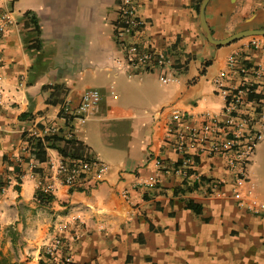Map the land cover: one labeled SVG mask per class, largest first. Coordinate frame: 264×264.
Masks as SVG:
<instances>
[{"label": "crops", "instance_id": "0c3cea01", "mask_svg": "<svg viewBox=\"0 0 264 264\" xmlns=\"http://www.w3.org/2000/svg\"><path fill=\"white\" fill-rule=\"evenodd\" d=\"M133 1L144 24L129 40L166 52L176 81L162 84L157 71L124 65L115 36L120 0H0V12L9 13L0 34V180L8 179L0 185V264H42L44 245L61 222L67 223L61 252L73 264H264V212L237 204L235 191L249 183L235 182L224 156L203 155L188 168L223 181L210 195L195 178L155 164L180 160L166 136L173 109L193 119L221 110L213 81L246 37L209 42L199 21L201 0ZM204 18L214 39L262 28L264 0H209ZM239 50L240 60L258 61V51ZM249 79L255 89L248 98L264 103V78ZM89 89L99 92L98 110L71 122V132L106 172L95 182L83 177L73 189L56 184L54 199L41 205L37 183L57 151L47 149V161L36 163L22 150L26 138L68 129L48 93L74 108ZM8 160L20 161L19 180L6 173ZM247 175L264 201V136ZM150 179L156 184L145 183ZM188 200L200 210L186 206Z\"/></svg>", "mask_w": 264, "mask_h": 264}, {"label": "built area", "instance_id": "2783aa9c", "mask_svg": "<svg viewBox=\"0 0 264 264\" xmlns=\"http://www.w3.org/2000/svg\"><path fill=\"white\" fill-rule=\"evenodd\" d=\"M8 14L6 11L0 12V34L8 21ZM143 24L135 2L120 0L115 36L122 44V62L134 71H157L162 84L176 81V69L166 52L143 48L135 40H129ZM242 48L258 51V61L251 64L240 60L239 49ZM239 49L227 55L225 69L213 81L216 93L223 99L221 110L216 113L206 110L198 115L197 121L187 113L173 109L169 116L166 136L171 139L176 152L181 155L180 160L167 164L163 159L157 158L155 164L159 169L166 168L173 173L195 178L205 194L210 195L220 190L223 181L216 178L204 179L188 168L200 156H224L226 168L233 174L235 182L249 183L245 192L235 191L237 204L253 213H261L264 212V201H259L254 192V183L248 178L247 166L256 145L264 136V103L259 98L249 99L248 96L253 94L255 89L249 77L264 78V39L246 37ZM99 99V92L89 89L80 95L74 108L63 102L59 116L68 128L65 136L73 138L71 122H84L98 110ZM27 146L26 142L22 150L27 152ZM85 149L79 158H66L58 153L49 157L48 172L44 179L37 183V189L53 194L56 184L73 189L82 183L83 177H88L94 182L101 180L106 172V164ZM145 183L155 185L156 180H146ZM66 227V222L59 223L57 233L44 245L46 258L42 264H73L72 256L61 252L64 241L61 234ZM69 237L76 240L77 235L71 233Z\"/></svg>", "mask_w": 264, "mask_h": 264}, {"label": "trees", "instance_id": "16d2710c", "mask_svg": "<svg viewBox=\"0 0 264 264\" xmlns=\"http://www.w3.org/2000/svg\"><path fill=\"white\" fill-rule=\"evenodd\" d=\"M43 90H47L49 87L43 86ZM47 101L53 102L54 104H60L59 115L62 113V104L63 99L58 98V93H48L46 97ZM66 125V124H65ZM28 143L27 154L28 157L31 158L34 162H44L47 161V149H54L57 153L66 158H79L85 152V147L81 143V141L75 138H68L65 135H58L57 133H47L42 136H28L26 138ZM4 157V156H3ZM21 157V156H20ZM23 158V157H22ZM21 158V159H22ZM7 172L12 173L17 180L22 173V169L20 167V162L7 161ZM8 182L7 178L4 180H0V185H5ZM197 186V183L194 182L192 184V188ZM35 199L41 205L48 204L51 200L54 199V195L52 193L43 192L40 189L35 190ZM186 206L192 208L195 211L200 210V204L193 202L192 200H188L186 202Z\"/></svg>", "mask_w": 264, "mask_h": 264}, {"label": "water", "instance_id": "95a60500", "mask_svg": "<svg viewBox=\"0 0 264 264\" xmlns=\"http://www.w3.org/2000/svg\"><path fill=\"white\" fill-rule=\"evenodd\" d=\"M209 0H201L200 5H199V21L202 27V30L205 33V36L209 42L216 46L220 45H226L229 44L235 40H239L248 36H258V35H264V27L262 28H252V29H244L240 30L238 32H235L223 39H214L209 31V28L207 26V23L204 18V8Z\"/></svg>", "mask_w": 264, "mask_h": 264}]
</instances>
